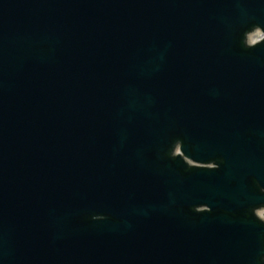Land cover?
I'll return each instance as SVG.
<instances>
[{
  "label": "water",
  "instance_id": "95a60500",
  "mask_svg": "<svg viewBox=\"0 0 264 264\" xmlns=\"http://www.w3.org/2000/svg\"><path fill=\"white\" fill-rule=\"evenodd\" d=\"M259 28L264 0H0V264H264Z\"/></svg>",
  "mask_w": 264,
  "mask_h": 264
},
{
  "label": "bare ground",
  "instance_id": "6f19581e",
  "mask_svg": "<svg viewBox=\"0 0 264 264\" xmlns=\"http://www.w3.org/2000/svg\"><path fill=\"white\" fill-rule=\"evenodd\" d=\"M264 211H261V214L263 213Z\"/></svg>",
  "mask_w": 264,
  "mask_h": 264
},
{
  "label": "rangeland",
  "instance_id": "374dc122",
  "mask_svg": "<svg viewBox=\"0 0 264 264\" xmlns=\"http://www.w3.org/2000/svg\"><path fill=\"white\" fill-rule=\"evenodd\" d=\"M263 217V216H262ZM263 219H264V217H263Z\"/></svg>",
  "mask_w": 264,
  "mask_h": 264
}]
</instances>
